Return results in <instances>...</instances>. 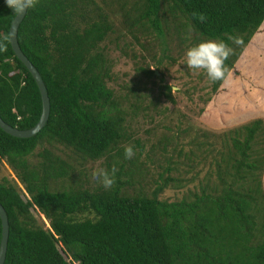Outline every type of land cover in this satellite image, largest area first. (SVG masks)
Instances as JSON below:
<instances>
[{
    "label": "trees",
    "instance_id": "1",
    "mask_svg": "<svg viewBox=\"0 0 264 264\" xmlns=\"http://www.w3.org/2000/svg\"><path fill=\"white\" fill-rule=\"evenodd\" d=\"M194 12L206 20L200 22ZM14 17L0 0V42L6 44L0 51V117L28 129L40 117L41 97L10 45ZM263 23L264 0H39L22 19L17 39L44 81L50 112L31 137L0 128V161L23 186L0 179V203L9 224L4 264H264L262 119L219 136L186 122L178 137L194 135L186 142L175 133L162 136L155 149L159 155L151 158L162 171L150 180L149 168L135 157L125 163L123 146L130 139L126 115L139 108L158 111L156 99L147 96L152 85L159 98L174 101L171 85L161 76L166 63L176 62L174 43L189 41V48L206 40L225 41L233 49L225 64L235 74L245 47L264 32ZM189 24L191 40L184 38ZM230 36L243 43H233ZM132 44L143 52L136 58H149L155 67L137 61L136 80L123 86L131 92L122 95L108 86L113 75L107 47L136 56ZM222 82L210 81L206 101ZM60 151L83 161L103 160L108 170L115 163V185L108 190L82 183L57 187L71 166ZM34 155L38 160L33 163ZM184 162L188 173L194 172L187 183L200 165L214 166L216 182L207 175L188 196L161 199L167 187L185 184L171 174ZM145 183L152 188L141 189ZM135 184L140 189L130 194L127 188ZM32 210L43 215L48 227Z\"/></svg>",
    "mask_w": 264,
    "mask_h": 264
},
{
    "label": "rangeland",
    "instance_id": "2",
    "mask_svg": "<svg viewBox=\"0 0 264 264\" xmlns=\"http://www.w3.org/2000/svg\"><path fill=\"white\" fill-rule=\"evenodd\" d=\"M126 41L134 42L132 38H127ZM189 44V41L184 44L178 43V41L174 43L172 49L176 62L172 64L166 63L161 72L163 73L161 74L163 78L162 83H166L172 87L171 92L174 101L159 98L156 85H152L151 88L149 84L151 89L147 93L148 100L156 99L158 111L155 112L153 110L147 113L142 108H139L134 112H129L125 117L124 125L130 139L123 146H133L135 150L134 157L137 159L136 162L143 164L144 168H149L146 180L156 177L157 173L162 171L151 158H156L159 155V151L155 149L162 144L163 135L175 133L177 139H182V142H186L187 139H190L194 135L191 134V136L183 138L178 137L180 129L186 126V122L194 124L197 128L200 127L205 131L212 132L213 136H219L228 129L248 123L257 118L262 119L264 122V32L256 34L252 42L245 47L244 54L242 53L235 64L238 72L235 74L230 72L227 80L223 81L219 86L218 92L211 94V100L209 101H206V97L210 93V80L207 79L203 70L188 69L185 63V52ZM131 46L134 47L132 51L136 56L132 55L131 50L128 52L129 55H124L114 45L107 47L110 59V71L113 75V79L108 83V86L122 95L131 92L129 89H123V86L130 87L136 80V75L138 74L137 61L139 63L142 62V64H146V62L150 63L151 69L155 67L149 58L146 59V62L140 61L141 59L138 60L136 57H141L142 50L137 45L132 44ZM157 74L160 76L159 72ZM148 82L152 83L153 80H149ZM199 135H201L200 132ZM153 148L154 150L152 151ZM38 150L37 148L35 153ZM194 150L198 153L197 149L194 148ZM59 154L71 166L69 165L65 180L59 181L57 187L68 188L69 185L81 183L89 188H95L100 185L91 178V173L99 167L107 169L102 162L103 160L83 161L70 152L62 153L60 151ZM37 160L38 158L35 155L31 157V162L34 163ZM127 162L128 160L125 161V163ZM213 167H210V169H208L207 165L195 167L198 175L193 182L187 183L184 180L186 178L189 179L194 172L190 171L188 173L184 162L178 173L172 172L171 174L174 176L178 175L185 184L181 188L167 187L160 194V198L172 201L180 199L183 196H188L191 191L199 189V182L205 181L207 175H209L210 181L215 183V174L214 172L211 174V171L214 170ZM2 177L7 178L10 182H14L23 190V186L17 179L15 172L5 160L0 161V179ZM262 184L264 188V171L262 174ZM152 186L147 184V186L141 185L140 188L148 191ZM140 188L139 185L135 184L132 188L128 187L127 191L131 194L132 192H137ZM32 213L38 223L48 227V221L44 219L43 215H40L36 210H32Z\"/></svg>",
    "mask_w": 264,
    "mask_h": 264
},
{
    "label": "clouds",
    "instance_id": "3",
    "mask_svg": "<svg viewBox=\"0 0 264 264\" xmlns=\"http://www.w3.org/2000/svg\"><path fill=\"white\" fill-rule=\"evenodd\" d=\"M39 0H5L6 5L13 10L17 17L27 13L30 9L37 6ZM200 22H204L206 17L202 13H193ZM192 25L189 24L186 29L185 39L191 40ZM7 39V38H5ZM233 43L240 45L243 43L240 37H229ZM0 51H6V44L0 42ZM233 49L221 40L201 41L189 47L185 52V63L188 69L203 70L208 80L212 82L226 81L229 70L225 62L229 59ZM125 159L131 160L135 156L134 147L129 145L124 149ZM118 169L114 163L111 170L106 168H96L91 173V178L100 184L104 189H111L116 183V173Z\"/></svg>",
    "mask_w": 264,
    "mask_h": 264
},
{
    "label": "water",
    "instance_id": "4",
    "mask_svg": "<svg viewBox=\"0 0 264 264\" xmlns=\"http://www.w3.org/2000/svg\"><path fill=\"white\" fill-rule=\"evenodd\" d=\"M26 14V13H25ZM25 14L13 18V21L9 28V42L13 49V52L15 53L16 57L24 64V66L27 68L29 73L32 75L33 79L35 80L40 97H41V113L38 121L35 125L28 129H18L17 127H13L6 123L1 117H0V128L15 137H31L38 133L45 123L48 120L49 112H50V101L48 97V93L46 91V86L44 84V81L42 80L40 73L36 69V67L31 63V61L27 58V56L23 53L21 50L18 39H17V31L18 27L24 18ZM0 220H1V238H0V264H4L5 257H6V251H7V243H8V235H9V224H8V217L7 213L4 209V207L0 203Z\"/></svg>",
    "mask_w": 264,
    "mask_h": 264
}]
</instances>
